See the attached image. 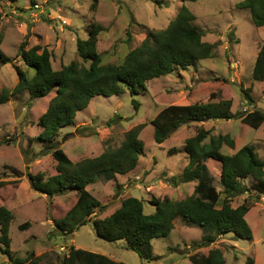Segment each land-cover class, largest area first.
I'll list each match as a JSON object with an SVG mask.
<instances>
[{"label":"rangeland","instance_id":"obj_1","mask_svg":"<svg viewBox=\"0 0 264 264\" xmlns=\"http://www.w3.org/2000/svg\"><path fill=\"white\" fill-rule=\"evenodd\" d=\"M243 1L0 0V50L12 59L8 64L0 60V95L18 84L17 68L29 77L35 74L19 56L23 42L27 43V50L37 46L48 49L53 69L60 71L72 62L83 63L77 53V41L86 40L93 25L102 28L97 49L104 65L121 64L150 33L166 30L183 6L196 16L193 24L203 33V41L217 44L209 59L149 81L146 90L139 89L134 96L126 90L119 97H95L88 108L78 112L74 125L61 129L53 143L76 163L120 147L128 131L146 124L140 135L145 147L137 167L113 180H100L87 187L104 209L95 210L87 224L71 234L60 235L54 221L63 218L76 204L77 191L71 189L64 195L50 197L36 192L29 179V174H41L44 180L57 174L50 144L38 140L43 130L39 119L55 92L41 99H32L28 93L13 95L0 105V182H5L0 186V206L13 216L9 238L14 257L25 259L33 255V259L40 258V264H62L74 246L126 264H192L191 255H208L211 249L220 248L226 264H247L249 258L255 264H264V195L253 190L252 178L243 180L245 192L230 200L233 208L249 206L245 218L252 230L251 240L229 233L211 246L200 247L204 231L177 218L170 235L153 240L154 258L147 262L128 249L126 241L111 243L100 238L93 224L94 220L112 215L129 197L141 200L146 214L156 212L150 203L153 197H167L175 202L190 198L198 182L184 179L189 164L184 143L201 128L212 130L215 136L234 138L235 148L224 146V155L254 145L264 161V123L257 130L241 120L184 125L162 144L155 142L150 124L171 105L208 102L213 94L214 102L231 100L233 113L264 112V82L252 79L255 61L264 45V27L258 28L250 11L238 7ZM243 89L249 90L252 104L247 103ZM133 99L139 103L138 110L134 109ZM207 166L212 184L222 192L221 164L209 160ZM25 224L28 229L22 227ZM0 246L5 248L1 242ZM8 262L9 258L0 251V264Z\"/></svg>","mask_w":264,"mask_h":264},{"label":"trees","instance_id":"obj_2","mask_svg":"<svg viewBox=\"0 0 264 264\" xmlns=\"http://www.w3.org/2000/svg\"><path fill=\"white\" fill-rule=\"evenodd\" d=\"M238 7L250 11L252 20L258 28L264 27V0H244ZM195 20L196 16L183 6L166 30L150 33L142 45L129 53L119 65L103 64L102 56L97 49L98 36L102 31L100 26L93 25L88 38L77 41V53L83 63L72 62L60 71L53 69L52 54L48 49L41 50L37 46L27 50V43L21 44L19 56L35 74L29 77L25 71L17 68L19 82L12 91L8 89L2 91L0 105L9 101L13 95L28 93L32 99H41L55 92L46 112L39 119L38 125L43 130L38 140L50 144L48 149L53 151L57 161V174L47 180H44L41 174H29V179L36 192L50 197L64 195L71 189L77 191L76 204L63 218L54 221L60 235L74 233L87 224V219L91 218L95 210L104 209L100 201L87 190L89 185L100 180H113L116 175H125L137 167L145 147L140 135L146 124H140L128 131L120 147L108 149L96 158L76 163L53 143L59 132L64 127L74 125L78 112L88 108L97 96L119 97L126 90L134 96L139 93V89L145 91L146 83L149 81L170 75L177 68L184 70L194 62L209 59L217 44L203 41V33L193 24ZM0 60L2 64L12 63V59L1 50ZM252 79L255 82H264V45L255 61ZM243 92L247 103L252 104L253 99L249 90L243 89ZM215 98L213 94L208 102L171 105L160 111L150 122L154 127L155 142L162 144L174 131L194 123L241 120L256 130L263 125V111L233 113L231 100L212 101ZM132 104L135 110L139 109V103L135 99L132 100ZM2 144L0 141V147ZM224 146L234 149V138L221 134L215 136L212 135V130L199 129L184 143V151L189 158L184 179L198 182L194 194L179 202L167 197L162 199L153 197L150 203L156 208L154 214H146L143 202L135 197H129L123 200L120 208L112 215L103 220L93 221L98 236L111 243L126 241L127 248L147 262L154 258L153 240L170 235L177 218L196 224L204 231L203 244H199L200 247L211 246L220 236L229 233L240 239L251 240L252 230L245 218L249 206L243 204L233 208L230 200L245 192L246 188L242 182L247 178L253 179V190L259 195H264V161L258 157L254 145H246L233 155H224L222 153ZM209 160L221 164L222 192L212 184L207 166ZM4 185L5 182H0L1 187ZM222 195H225L223 199ZM12 219L11 212L0 206V242L5 247L0 246V251L9 258L7 264H40V258L33 259V255L25 259L13 256L9 238ZM27 226L28 224H25L22 227L28 229ZM189 260L192 264H226L220 248L211 249L208 255H191ZM62 264L126 263L71 246ZM247 264L255 262L249 258Z\"/></svg>","mask_w":264,"mask_h":264},{"label":"crops","instance_id":"obj_3","mask_svg":"<svg viewBox=\"0 0 264 264\" xmlns=\"http://www.w3.org/2000/svg\"><path fill=\"white\" fill-rule=\"evenodd\" d=\"M112 259H114V258H112ZM121 262V261H120Z\"/></svg>","mask_w":264,"mask_h":264}]
</instances>
